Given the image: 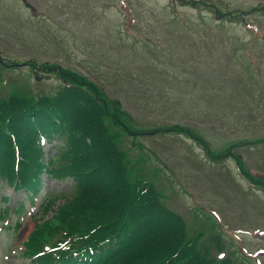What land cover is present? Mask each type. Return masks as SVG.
<instances>
[{"label":"rangeland","instance_id":"rangeland-1","mask_svg":"<svg viewBox=\"0 0 264 264\" xmlns=\"http://www.w3.org/2000/svg\"><path fill=\"white\" fill-rule=\"evenodd\" d=\"M30 1L44 15L27 13L16 0H0V52L7 59L78 71L122 101L138 127L179 123L200 132L215 151L264 137V36L254 32L264 33V12L243 14L249 26L240 17H215V7L249 10L264 0H126V7L121 0ZM31 73L38 78L30 81ZM60 80L57 71L37 72L27 64L13 72L0 64L4 92L15 90L17 81L23 92L50 93L62 86ZM133 138L123 140L125 148ZM137 139L145 148L131 147L133 172L155 181L192 232L215 231L238 241L248 236L238 245L249 251L258 245L251 256L262 263L263 188L251 186L232 158L210 161L203 146L184 133ZM235 151L251 171L264 173V143H245ZM45 183L61 189L71 181ZM22 196L7 186L0 189V217ZM13 219V226L0 223V264H23L14 247L29 238L36 223L28 215L17 227V215ZM232 257L236 264L247 262L241 254Z\"/></svg>","mask_w":264,"mask_h":264},{"label":"trees","instance_id":"trees-1","mask_svg":"<svg viewBox=\"0 0 264 264\" xmlns=\"http://www.w3.org/2000/svg\"><path fill=\"white\" fill-rule=\"evenodd\" d=\"M74 78L55 95H0V188L7 179L17 189H39L45 168L41 131L62 142L50 161L51 177L75 178L70 191L44 196V216L57 199L65 204L38 225L27 252L68 234L78 239L38 262L49 257L61 264H212L195 243L199 236L190 237L182 216L162 203L154 184L130 176L127 154L112 130L120 117L112 115L111 102L96 84ZM98 245L103 253L96 261L79 260Z\"/></svg>","mask_w":264,"mask_h":264}]
</instances>
